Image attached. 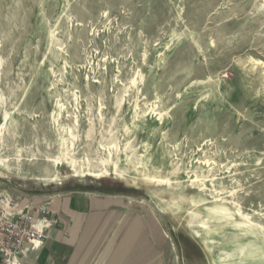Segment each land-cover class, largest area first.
Returning a JSON list of instances; mask_svg holds the SVG:
<instances>
[{
    "label": "rangeland",
    "instance_id": "1",
    "mask_svg": "<svg viewBox=\"0 0 264 264\" xmlns=\"http://www.w3.org/2000/svg\"><path fill=\"white\" fill-rule=\"evenodd\" d=\"M0 192L95 201L61 257L264 264V0H0Z\"/></svg>",
    "mask_w": 264,
    "mask_h": 264
},
{
    "label": "built area",
    "instance_id": "2",
    "mask_svg": "<svg viewBox=\"0 0 264 264\" xmlns=\"http://www.w3.org/2000/svg\"><path fill=\"white\" fill-rule=\"evenodd\" d=\"M58 217L42 203L23 204L7 192H0V264H26L50 237Z\"/></svg>",
    "mask_w": 264,
    "mask_h": 264
},
{
    "label": "crops",
    "instance_id": "3",
    "mask_svg": "<svg viewBox=\"0 0 264 264\" xmlns=\"http://www.w3.org/2000/svg\"><path fill=\"white\" fill-rule=\"evenodd\" d=\"M86 198L80 196L71 195L69 197L64 198L63 203L59 206L57 204L51 209L55 212L58 217V223L55 225L50 233V237L45 241L44 246L36 253L31 254L29 260H27L26 264H109L111 263V257H106L105 260L101 257L93 255L95 244L93 241L82 244L79 242L77 247L75 246L74 250L70 251L67 257L60 256L58 253L56 254L55 248L58 247L59 243H56L54 239L63 238L64 231L63 228H72L76 221H78L79 226L81 225L80 221L82 218L85 219V232H92L87 228L88 225H91L92 222H95L98 218V213L95 212V201H86ZM30 202L28 199L22 201L23 204ZM88 202V203H86ZM79 219V220H78ZM82 221V220H81ZM58 240V241H59ZM65 242V240H63ZM66 247H69L71 241L67 240ZM92 249L90 250V248ZM77 249V250H76ZM83 249L84 254H83ZM58 250V248H57ZM87 253V251H89ZM59 251V250H58ZM103 259V260H102ZM61 260V261H60ZM64 260V261H63ZM102 260V261H101Z\"/></svg>",
    "mask_w": 264,
    "mask_h": 264
}]
</instances>
